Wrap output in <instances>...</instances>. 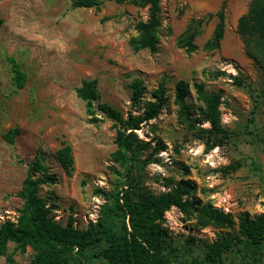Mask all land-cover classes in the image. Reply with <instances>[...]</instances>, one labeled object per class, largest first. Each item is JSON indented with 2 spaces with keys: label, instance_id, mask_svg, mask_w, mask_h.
I'll list each match as a JSON object with an SVG mask.
<instances>
[{
  "label": "rangeland",
  "instance_id": "374dc122",
  "mask_svg": "<svg viewBox=\"0 0 264 264\" xmlns=\"http://www.w3.org/2000/svg\"><path fill=\"white\" fill-rule=\"evenodd\" d=\"M249 1L227 0L223 37L217 48L206 50L203 45L218 21L215 13L223 0H161L159 44L150 52L130 45L137 22L147 17L146 6L114 0H102L99 8L73 7L71 0H0V222L16 219L22 205L18 190L36 153L56 177L54 183L40 187L55 219L65 224L72 218L77 228L95 220L102 199L94 189L109 188L115 170L121 169L111 157L118 125L101 114L90 121L85 101L76 94L85 79H95L99 101L123 117L142 112L152 91L164 84L167 101L162 111L135 130L152 145L157 141L166 145L164 151L150 157L146 151L141 157L146 158L140 164L149 190L157 194L168 190V182L188 178L195 184L196 197L234 218L245 208H256L251 198L264 195V97L255 94L263 82L236 31ZM192 25L199 29L193 38L197 48L187 52L176 39ZM7 56H14L25 72L23 88L12 84ZM233 76L246 85H236ZM134 79L145 86L137 104L131 100ZM178 80L187 82L186 102L194 110L200 105L195 84L220 94L221 120L231 131L226 144L206 152L178 122L174 103ZM14 127L20 133L10 143L2 135ZM62 143L71 147L70 173L55 156ZM236 162L241 166L231 173L217 171ZM165 218L176 248L174 264L202 260L203 242L214 240L218 230L199 228L194 218L184 217L175 207L165 212ZM190 237L196 240L188 243ZM13 249L10 243L8 253L17 264L27 262L33 253L29 246L25 252ZM239 256L229 251L223 264H241ZM0 264L12 263L0 255Z\"/></svg>",
  "mask_w": 264,
  "mask_h": 264
},
{
  "label": "trees",
  "instance_id": "16d2710c",
  "mask_svg": "<svg viewBox=\"0 0 264 264\" xmlns=\"http://www.w3.org/2000/svg\"><path fill=\"white\" fill-rule=\"evenodd\" d=\"M114 1L147 7V17L137 22V35L131 37L130 45L135 50L155 52L162 20L161 0ZM226 3L227 0H223L215 13L218 21L203 45L206 50L217 48L223 37ZM101 4L102 0H71L73 7L99 8ZM236 31L242 40L245 55L262 75L263 88L255 95L264 97V0L249 1L247 10L237 19ZM198 33V25L189 26L177 37L176 44L187 52L194 51L197 45L193 38ZM6 59L10 65L12 84L17 89L23 88L25 72L14 56H7ZM233 79L238 86L246 85L237 76H233ZM131 88V100L137 104L141 101L145 86L140 79H134ZM194 88L196 99L200 102L195 110L186 102L189 93L184 80H178L175 84L174 103L178 106V122L202 142L207 152L226 144L231 139V131L221 120L220 94L205 90L201 83L195 84ZM76 94L85 101L90 121H96V115L101 114L118 125L114 137L116 149L111 157L121 169L115 170L116 178L109 188L94 189V195L102 199L97 216L85 227L77 228L73 226L72 218L65 224L57 221L52 214V204L40 194V187L54 183L56 177L49 173L43 156L36 153L27 163L26 175L18 190L22 205L16 219L0 222V255H6L9 263L17 264L8 253L9 244L12 243L14 251L25 252L28 246L33 251L30 259L22 264H174L176 248L165 224V212L172 207L177 208L184 217L194 218L199 228L211 226L218 230L214 240L203 242L202 260L183 264H223L224 256L229 251L234 250L240 256L256 255L262 251L264 213L251 214L242 210L234 218L230 212H224L210 201L196 197L193 194L195 184L188 178L168 182V190L157 194L143 184L140 163L145 162L146 158L141 157L146 151V157L164 151L166 145L161 141L152 145L151 140L139 138L135 130L162 111L167 101L163 83L152 91V99L144 103L142 112H129L125 117L107 103L99 101L95 79L83 80ZM19 133L20 129L14 127L2 136L13 143ZM257 153L261 156L262 152ZM55 156L61 167L70 173L73 157L69 144L62 143ZM239 166L240 162L231 163L217 171L231 173ZM185 171L188 173V169ZM195 240L190 237L188 243Z\"/></svg>",
  "mask_w": 264,
  "mask_h": 264
},
{
  "label": "crops",
  "instance_id": "0c3cea01",
  "mask_svg": "<svg viewBox=\"0 0 264 264\" xmlns=\"http://www.w3.org/2000/svg\"><path fill=\"white\" fill-rule=\"evenodd\" d=\"M248 192L246 193V195ZM247 199V196H245ZM251 201H255L256 208H245V210L249 211L251 214L255 213H264V195H259L257 200L251 198ZM238 256V254H237ZM242 260L241 264H264V248L261 252L257 253L256 255H248V256H239Z\"/></svg>",
  "mask_w": 264,
  "mask_h": 264
},
{
  "label": "built area",
  "instance_id": "2783aa9c",
  "mask_svg": "<svg viewBox=\"0 0 264 264\" xmlns=\"http://www.w3.org/2000/svg\"><path fill=\"white\" fill-rule=\"evenodd\" d=\"M227 210V208H225Z\"/></svg>",
  "mask_w": 264,
  "mask_h": 264
}]
</instances>
